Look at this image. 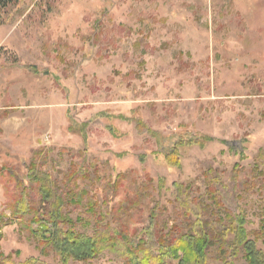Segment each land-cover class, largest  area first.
Instances as JSON below:
<instances>
[{"label": "rangeland", "instance_id": "374dc122", "mask_svg": "<svg viewBox=\"0 0 264 264\" xmlns=\"http://www.w3.org/2000/svg\"><path fill=\"white\" fill-rule=\"evenodd\" d=\"M11 9L0 18V211L11 217L8 201L21 192L10 169L28 186L33 164L53 178L71 160L97 164L101 176L83 184L115 205L138 187L131 179L114 195L117 173L155 186L164 178L167 191L142 198L132 229L148 226L161 193L174 200L175 183L204 190L218 175L264 250V181L255 178L264 167V0H19ZM177 143L178 165L166 158ZM66 210L75 219L83 209ZM2 227L3 264H63L17 219ZM68 264L126 259L105 249Z\"/></svg>", "mask_w": 264, "mask_h": 264}, {"label": "trees", "instance_id": "16d2710c", "mask_svg": "<svg viewBox=\"0 0 264 264\" xmlns=\"http://www.w3.org/2000/svg\"><path fill=\"white\" fill-rule=\"evenodd\" d=\"M18 2L0 0V18L2 16L3 21L9 20L11 7L17 6ZM208 140L201 138L193 142L203 145L202 141ZM181 144L175 145L172 156L170 153L166 155L168 161L175 156L173 162L176 165L180 163L177 151ZM260 157L264 161V150ZM70 163L61 178L36 172L37 167L33 164L28 186L24 178L10 169L21 192L14 193L8 201L11 217L0 211V240L2 226L17 219L37 238L42 237L41 240L51 244L63 264L72 259L91 262L105 249L119 250L126 264H236L240 259L247 264H264V250L258 247L260 232H253L255 238H252L246 227L245 210L237 211L226 203L223 194L226 185L218 175L207 176L204 190L193 183H175L177 192L174 200L166 198L162 203L161 194L168 189L164 178L155 186L150 177L141 182L132 173H117L109 184L114 195L131 179L138 187L134 197L115 205L112 203L114 196L106 194L100 198L83 184L86 178L93 179L92 174L101 176V168L97 164L80 166L73 160ZM255 170V178L260 176L263 182L264 167L260 169L257 165ZM233 174V188L236 189L238 174ZM245 183L251 184L252 188L259 187L255 181L247 180ZM35 184L39 195L37 200L30 194ZM154 188L162 193L151 206L148 226L132 229L135 207ZM71 204L83 209L75 219L71 217L72 211L66 210ZM34 224H39V227H33ZM0 264H3L2 260Z\"/></svg>", "mask_w": 264, "mask_h": 264}]
</instances>
